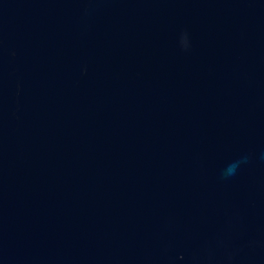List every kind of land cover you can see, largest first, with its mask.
<instances>
[{"label":"water","instance_id":"water-1","mask_svg":"<svg viewBox=\"0 0 264 264\" xmlns=\"http://www.w3.org/2000/svg\"><path fill=\"white\" fill-rule=\"evenodd\" d=\"M0 264H264V0H0Z\"/></svg>","mask_w":264,"mask_h":264}]
</instances>
